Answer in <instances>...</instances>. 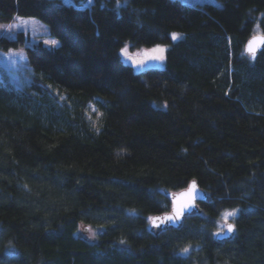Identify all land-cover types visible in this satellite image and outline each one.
I'll return each instance as SVG.
<instances>
[{
	"label": "trees",
	"instance_id": "trees-1",
	"mask_svg": "<svg viewBox=\"0 0 264 264\" xmlns=\"http://www.w3.org/2000/svg\"><path fill=\"white\" fill-rule=\"evenodd\" d=\"M219 1L0 0V23L35 16L59 39L0 34L33 72L0 75V264H264V46L244 53L264 0ZM126 43L166 45L163 65L135 70ZM192 178L211 200L152 232Z\"/></svg>",
	"mask_w": 264,
	"mask_h": 264
},
{
	"label": "rangeland",
	"instance_id": "rangeland-1",
	"mask_svg": "<svg viewBox=\"0 0 264 264\" xmlns=\"http://www.w3.org/2000/svg\"><path fill=\"white\" fill-rule=\"evenodd\" d=\"M74 1V0H69ZM191 5H200L204 3H213L216 5H221L219 0H182ZM86 2V0H84ZM22 30L29 34V38L25 40L24 45H31L34 42L41 40L48 47H55L51 44V41H56L59 44V39L56 36H53L49 33L48 26L45 22L40 20L35 16H22L14 15L12 19L8 22L0 23V34L12 37L15 35V32ZM257 30V28H255ZM178 34V37L181 35L178 31H172V34ZM47 42V43H46ZM24 45H20L15 48H9L7 50L0 49V75H4L6 80L12 85L19 87L23 86L26 83L32 81V70L28 65L26 54L24 51ZM157 46L162 47L165 50V46L162 43H157L150 46H137L130 47L126 43L122 49L121 53L123 59L129 62L135 70H141L149 66H162L164 63V52L162 53L163 59H155L154 57L161 55L159 52H154L153 49H156ZM123 50V51H122ZM233 212L231 209H225L221 213V228L223 227V220H225V213ZM231 216H228L229 219ZM98 228L87 227L84 230L80 229V233L93 239L96 235Z\"/></svg>",
	"mask_w": 264,
	"mask_h": 264
},
{
	"label": "water",
	"instance_id": "water-1",
	"mask_svg": "<svg viewBox=\"0 0 264 264\" xmlns=\"http://www.w3.org/2000/svg\"><path fill=\"white\" fill-rule=\"evenodd\" d=\"M264 37V33L262 32H256L251 34L244 43V53L250 57L253 58L251 54L247 52V46L249 44V41L253 40V38H259ZM264 44L259 42V39H257L256 43V51L254 57L257 55V53L263 48ZM193 182H195V192L193 194V197L189 199L187 196H184L182 194H185L189 191L191 188ZM167 195L170 198L171 204L170 208L163 212L154 213L149 218V229L152 232H159L164 229L168 228H177L181 225L183 218L186 215L194 214L198 212L199 210V202H208L211 200V196L207 194L206 190L200 187L197 183V181L192 178L186 187L176 190V191H168ZM187 203L188 206L184 207L182 212L177 215L175 209L179 208L181 205ZM168 217H172V219H167ZM227 224H231L233 226V231L229 232L227 230ZM87 227H85L86 229ZM234 233V224L231 220L227 219L223 221V227L218 230L215 233V238L217 240H224L230 238Z\"/></svg>",
	"mask_w": 264,
	"mask_h": 264
},
{
	"label": "snow or ice",
	"instance_id": "snow-or-ice-1",
	"mask_svg": "<svg viewBox=\"0 0 264 264\" xmlns=\"http://www.w3.org/2000/svg\"><path fill=\"white\" fill-rule=\"evenodd\" d=\"M67 2H69V0H66V3ZM86 3H87V5L89 7L91 6V0H86ZM177 37H178V34H176V33L172 34V39L173 40L177 39ZM257 39H259L260 43L264 44V37H259V38H253V40L249 41V44L247 46V52L249 54H251L253 57H254L255 51H256ZM51 44L53 46H56L57 42L56 41H51ZM153 51L161 53V55H158V56L154 57L155 59H159V60L163 59L162 53L164 52V49L162 47L157 46V48L153 49ZM194 192H195V182H193V184H192L191 188L189 189V191L187 193H185V194H182V195L187 196L189 199H191L193 197ZM187 206H188V204L185 203V204L181 205L179 208H176L175 211H176L177 215H179L182 212L183 208L187 207ZM224 215H225V220H227L228 216L235 215V213L234 212H226ZM167 219H172V217H168ZM226 226H227V230L229 232L233 231V226L231 224H227ZM184 251H187V249H184Z\"/></svg>",
	"mask_w": 264,
	"mask_h": 264
}]
</instances>
